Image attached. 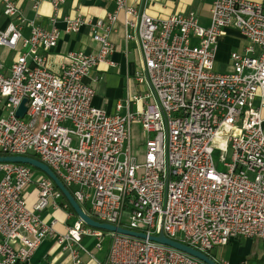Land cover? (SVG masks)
Returning a JSON list of instances; mask_svg holds the SVG:
<instances>
[{
	"label": "built area",
	"instance_id": "built-area-1",
	"mask_svg": "<svg viewBox=\"0 0 264 264\" xmlns=\"http://www.w3.org/2000/svg\"><path fill=\"white\" fill-rule=\"evenodd\" d=\"M30 1L38 10L44 0ZM50 1L57 15L65 0ZM112 1L117 10L107 19L65 18L69 32L91 25L100 49L74 51L53 71L47 53L58 43L57 27L32 25L25 36L22 9L4 0L5 14L19 22L0 32V45L21 52L9 75L0 71L7 110L0 117V152L38 155L93 218L147 236L98 229L80 217L57 232L58 220L46 222L42 213L69 203L52 178L34 180L30 165L0 162V264L29 260L47 237L69 253L70 264H82L76 245L84 249V235L96 237L98 248L110 237L101 264H208L150 238L161 232L211 257L234 238L264 240V4L214 0L205 26L195 11L157 18L145 10L154 0H140L141 10ZM120 10L126 39L137 40L142 55L135 78L153 98L124 115L94 106L95 90L84 82L101 63L113 64L110 34ZM228 27L250 44L231 52V71L217 72L218 42ZM25 98L28 110L18 117ZM135 123L143 133V163L133 148ZM216 151L224 169L217 167ZM33 184L37 200L29 206L25 191Z\"/></svg>",
	"mask_w": 264,
	"mask_h": 264
},
{
	"label": "crops",
	"instance_id": "crops-1",
	"mask_svg": "<svg viewBox=\"0 0 264 264\" xmlns=\"http://www.w3.org/2000/svg\"><path fill=\"white\" fill-rule=\"evenodd\" d=\"M22 9L25 23L21 25V30L25 36L31 33L32 25H39L46 28L57 27L60 32L58 43L47 53V65L53 71H58L63 63H67L70 54L74 51H84L86 53H97L100 43L93 37L91 25L85 23L79 31H67L66 17L74 18L78 14L90 19H107L108 13L117 10V4L112 0H65L61 4L59 12L55 15L50 0L40 3L38 10L33 8L30 0H14ZM214 0H154L145 10L148 14L157 18H167L176 13H188L195 11L198 14L202 25H209L211 21V9ZM264 4V0H248ZM130 5L143 9L140 0H127ZM55 16V19L53 20ZM126 14L123 10L119 11L118 19L114 29L110 34V40L114 45L110 55L111 63H101L92 69L85 77L84 82L95 90L93 97L94 106L105 109L110 114H126L128 111L136 112L143 109L147 102L153 101L148 98L149 87L147 84L137 82L135 75L143 67L142 55L139 44L135 39H126L125 27ZM19 21L4 12V0H0V32L5 31L12 23ZM250 43L235 28L228 27L225 33L219 38L216 52V62L229 66L232 70L230 54L233 51H243ZM20 50L10 49L0 45V62L3 67L0 71L6 75L11 73V67L15 62ZM138 96L139 100H134ZM122 108L118 109V105ZM7 115L4 100L0 99V117ZM264 117V107L262 108ZM139 134L142 129L139 123L134 124ZM1 155V154H0ZM33 189V190H32ZM30 192L31 198L29 206L37 200L36 185H32ZM33 192V194H31ZM62 201L66 202L64 198ZM83 209L90 214L87 207ZM68 213L72 216L68 217ZM79 216L72 212L69 207H61L58 210L46 209L42 213V218L50 222L56 218V231L64 233L67 226L74 223ZM88 225V224H86ZM90 226V225H89ZM97 238L92 235H84L81 241L84 249L78 245L79 255L82 264H101L106 261L108 249L104 252L103 243L101 248L97 247ZM103 240H105L103 238ZM243 240H250L244 237L234 238L227 245L216 247L212 252V257L221 264H264V240L256 238L246 243L243 247ZM95 243L93 249L89 245ZM110 247V240H109ZM225 248V249H224ZM102 253V254H101ZM68 252L63 250L56 240L52 237L44 239L33 255L27 261H19L17 264H70ZM249 258V259H248Z\"/></svg>",
	"mask_w": 264,
	"mask_h": 264
},
{
	"label": "water",
	"instance_id": "water-1",
	"mask_svg": "<svg viewBox=\"0 0 264 264\" xmlns=\"http://www.w3.org/2000/svg\"><path fill=\"white\" fill-rule=\"evenodd\" d=\"M27 99L25 98L20 106L18 107L16 111V115L18 117H23L28 110V106L26 105ZM0 162H19L23 164H28L30 166H33L42 172H44L46 175L52 178V180L55 182L57 187L63 192L64 196L74 209V211L77 213V215L88 225L103 229V230H109V231H118L125 234H131L134 236L139 237H146L147 234L143 232H137L132 231L123 227H119L116 225L108 224V223H102L95 218H93L88 212H86L83 207L78 203L74 195L71 193V191L68 189V187L64 184V182L58 177V175L51 169L49 165L41 161L40 159H37L33 156H12V155H0ZM150 238L154 241L167 244L173 247H176L178 249H181L185 252H188L189 254H192L201 260L205 261L208 264H220L216 260H214L211 256L206 254L205 252L193 248L185 243H182L180 241L173 240L169 237H167L163 232H161L159 235H151Z\"/></svg>",
	"mask_w": 264,
	"mask_h": 264
},
{
	"label": "rangeland",
	"instance_id": "rangeland-1",
	"mask_svg": "<svg viewBox=\"0 0 264 264\" xmlns=\"http://www.w3.org/2000/svg\"><path fill=\"white\" fill-rule=\"evenodd\" d=\"M214 70L217 71V72H229L231 71L229 66L227 65H222L221 63H218V62H215V67H214ZM133 148H134V151L135 153L138 154V157H139V161L140 163H143V159H144V145H143V133L139 134V132L136 131V129L133 128ZM214 160L217 164V167L219 169H224L225 167L223 166V163L220 161V152L216 151L214 153ZM41 174L39 172H34V177L33 179L36 180L37 178H39ZM32 189V186H30L26 191H25V195H26V198H27V201L29 202L30 198H31V195H30V192L33 190H30ZM33 194V192L31 193ZM124 222L125 224L128 223V218H125L124 219ZM105 240H102V243H103V248H104V252L107 251V249L109 250V240H110V237L109 236H105L104 237ZM247 239H250V240H243V247H246V243H250L251 240H256V238H247ZM97 241V240H96ZM246 242V243H245ZM95 246V243L93 242L91 245H89V248L90 249H93ZM219 247V246H218ZM225 249V248H224ZM102 254V253H101Z\"/></svg>",
	"mask_w": 264,
	"mask_h": 264
},
{
	"label": "trees",
	"instance_id": "trees-1",
	"mask_svg": "<svg viewBox=\"0 0 264 264\" xmlns=\"http://www.w3.org/2000/svg\"><path fill=\"white\" fill-rule=\"evenodd\" d=\"M0 154H1V152H0ZM31 156H33V157H35V158H37V159H40V157L38 156V155H35V154H32ZM32 167V169H33V171L34 172H39L41 175H46L44 172H42L41 170H39V169H37V168H35V167H33V166H31ZM70 191L73 193V191H72V189H70ZM63 198H64V200L67 202V203H69L68 202V200L66 199V197L63 195ZM69 209L72 211V212H74L75 213V211H74V209L72 208V206L70 205V203H69ZM92 217H94L93 215H92ZM211 255V254H210ZM249 259V258H248Z\"/></svg>",
	"mask_w": 264,
	"mask_h": 264
}]
</instances>
